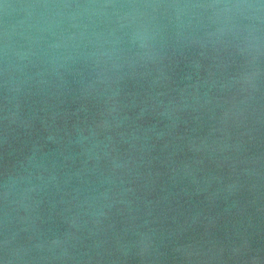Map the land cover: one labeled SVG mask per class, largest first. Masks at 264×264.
<instances>
[{
	"label": "water",
	"instance_id": "water-1",
	"mask_svg": "<svg viewBox=\"0 0 264 264\" xmlns=\"http://www.w3.org/2000/svg\"><path fill=\"white\" fill-rule=\"evenodd\" d=\"M0 264H264V0H0Z\"/></svg>",
	"mask_w": 264,
	"mask_h": 264
}]
</instances>
